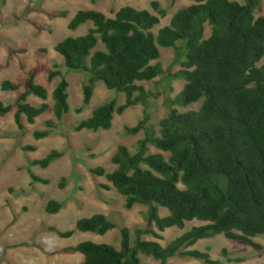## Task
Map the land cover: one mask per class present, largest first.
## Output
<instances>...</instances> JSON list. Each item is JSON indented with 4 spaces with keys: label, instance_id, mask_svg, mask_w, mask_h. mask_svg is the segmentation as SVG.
Instances as JSON below:
<instances>
[{
    "label": "trees",
    "instance_id": "obj_1",
    "mask_svg": "<svg viewBox=\"0 0 264 264\" xmlns=\"http://www.w3.org/2000/svg\"><path fill=\"white\" fill-rule=\"evenodd\" d=\"M172 16L170 25L155 27L168 15V8L158 0L149 8L125 5L110 16L98 9H79L70 19L68 28L76 30L92 22L84 34L67 36L56 45L65 65L89 74L83 83V103L76 108L81 113L91 102L96 83L103 81L109 89L126 95L97 107L93 114L73 125L75 131L110 129L116 114H123L138 104L144 106L142 119L134 126H125V134L144 132L132 151L119 145L111 157L117 165L114 171L103 166L91 168L95 176L105 177L126 197V208L136 204L149 206L145 225L136 228L133 238L129 227L121 228L120 247L85 240L69 249L84 255L82 264H148L140 254L173 264L172 257L182 255L206 264H224L214 260L207 251L191 249L199 240L223 234L264 248L254 240L264 235V15L256 16L261 0H190ZM67 12H62L66 16ZM207 25L211 27L206 35ZM178 42H181L180 44ZM161 47L176 50L177 72L166 71L160 62ZM61 76L52 93L55 119L46 120V129L33 132L36 139L51 135L58 122L69 113L70 82L59 64H55L48 81ZM164 77L163 92H153L141 81ZM36 71L28 73V83L12 104L0 100V116L14 108L15 121L25 130L24 118L35 123L36 118L51 108L48 102L34 106L28 102L33 94L47 100L49 92L36 83ZM184 79V87L172 96V79ZM22 83L5 79L4 91L20 90ZM164 95L168 114L158 123L152 122L151 98ZM201 103L197 109L181 110L177 106ZM155 147L159 151L152 152ZM25 151H35L34 144L24 145ZM64 155L52 149L46 156L31 160L28 172L34 181L49 183V179L32 171V166H50ZM63 178L61 187L66 185ZM65 202L50 199L49 213L59 212ZM159 206L169 214L161 216ZM198 220L188 231L164 246V232L170 227L185 228ZM117 227L104 213L80 218L76 229L106 234ZM51 231L61 237H71L74 229ZM151 235L154 239H146ZM223 254L228 262H242L241 256Z\"/></svg>",
    "mask_w": 264,
    "mask_h": 264
},
{
    "label": "rangeland",
    "instance_id": "obj_2",
    "mask_svg": "<svg viewBox=\"0 0 264 264\" xmlns=\"http://www.w3.org/2000/svg\"><path fill=\"white\" fill-rule=\"evenodd\" d=\"M153 0H0V100L5 104L15 102L17 96L25 90L28 83L29 71H36V83L44 85L49 98L43 100L31 94L28 102L39 106L48 102L51 108L36 118L35 123H29L25 118V130H20L15 121V111L0 116V264H82L84 255L69 248L85 240L96 243H108L120 247L121 228L127 226L133 238L136 228L145 225V214L149 206L136 204L132 209L126 208V197L115 187L106 189L102 184H110L105 177L95 176L91 168L103 166L108 171H114L117 165L112 163L111 157L119 145H126L132 151L137 148L139 139L144 132L125 134V126H134L143 117L142 104L128 108L123 114H116L110 129L97 132L84 129L75 131L73 125L90 117L94 110L113 98L119 103L126 100L124 93L109 89L103 81H98L91 102L81 113L76 108L83 103V83L89 74L69 69L64 57L56 50L59 41L67 36L84 34L91 27L92 22L79 26L76 30L68 28L70 19L79 9H98L112 16L113 11L125 5L137 8L151 7ZM168 8V15L161 20L154 31L170 25L172 16L182 7L192 4L190 0H158ZM62 12H67L66 16ZM255 15H264V0L255 10ZM211 27L207 25L206 35H210ZM179 44L181 42H178ZM176 50L161 47V57L154 61L160 62L166 71L177 72L180 64H175ZM264 60L261 62L263 63ZM55 64H59L70 86V111L58 122L51 135L36 139L33 132L46 129V120L55 119L52 111V93L61 76L48 81V75ZM22 83L20 90L4 91L1 88L3 80ZM172 79L175 87L172 96L175 97L184 87V79ZM153 92H163V76L155 81H141ZM150 111L152 122L165 117L169 108L164 95L152 97ZM199 103L187 108L197 109ZM57 122V120H56ZM34 144L35 151H25L24 145ZM52 149L64 151V155L50 166L43 168L32 166V171L49 183L34 181L28 170L31 160L43 158ZM152 152L159 151L152 147ZM63 178L67 179L64 187L60 186ZM50 199L65 202L64 207L57 213L46 211ZM104 213L117 224V227L106 234L84 232L76 229L77 221L94 213ZM161 216L169 214L166 207L159 206ZM194 220L186 223L185 228L170 227L163 234L161 243L166 246L174 238L201 224ZM55 226L59 230L74 229L71 237L63 238L57 232L51 231ZM154 239L153 236H144ZM264 246V235L254 238ZM214 260L224 264H264V248L254 249L251 245L226 238L223 234L212 238L199 240L191 249L207 251ZM227 248L231 256H241L242 262H228L223 254ZM142 261L148 264H160L161 261L140 254ZM173 264H206L200 259L176 255L170 259Z\"/></svg>",
    "mask_w": 264,
    "mask_h": 264
}]
</instances>
